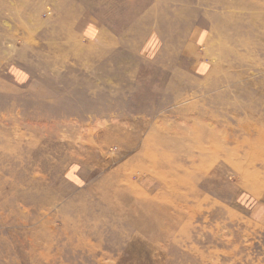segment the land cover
I'll use <instances>...</instances> for the list:
<instances>
[{"label": "rangeland", "instance_id": "rangeland-1", "mask_svg": "<svg viewBox=\"0 0 264 264\" xmlns=\"http://www.w3.org/2000/svg\"><path fill=\"white\" fill-rule=\"evenodd\" d=\"M174 21L182 30L158 27ZM191 26L192 40L173 38ZM84 93L117 106L71 127L26 117L34 101L76 108ZM142 102L159 106L146 122L166 127L186 128L175 110L193 107L216 139L207 163L192 149L188 187L176 177L163 237L141 214L163 177L133 175L119 217L106 179L149 162L96 137L138 124ZM0 264H264V0H0Z\"/></svg>", "mask_w": 264, "mask_h": 264}, {"label": "bare ground", "instance_id": "bare-ground-1", "mask_svg": "<svg viewBox=\"0 0 264 264\" xmlns=\"http://www.w3.org/2000/svg\"><path fill=\"white\" fill-rule=\"evenodd\" d=\"M172 49L179 48V44H172ZM175 93L168 94L167 102H171L175 99ZM84 97L79 101L80 106L74 108H63L50 110L46 108L45 102L34 101L37 107L34 113L27 114V118H38L40 121H48L47 118H52L51 120L57 119L61 121V125H66L67 127H71L74 120L77 122L82 121L86 117H90L91 115L98 114L97 111L108 114L112 107L116 104H112L109 99H105V97L99 98L96 103L91 104V106L86 105L85 101L87 100V95L84 93ZM165 99V98H164ZM109 103V104H107ZM165 100H162L161 104L164 106ZM172 103V102H171ZM78 104V105H79ZM193 104V103H192ZM44 107H42V106ZM138 105V108H137ZM144 105L148 108H151V111L148 109L145 111L144 117L142 120L138 121L139 123L133 125H126L124 122L115 124V127L112 129H108L106 126L103 128L105 131L103 133L98 134V128L100 124V120H97L96 126H86L84 130H87L90 135L96 134V137L102 141V144L99 146L101 149L102 145L109 146L110 144H116L123 152L134 151L133 153H138L140 156L148 161L149 163H144L140 160H137V163L134 162L132 167L127 165H120L115 171L112 173L114 176L112 178L106 179V185H108L110 189V195L113 197L112 200L115 203L116 210L115 213L121 217L124 214H127V206L128 203H124L123 207L120 208L117 206L118 199H124L127 193H130V188L136 186V182L132 180L133 175L136 173L143 174V171L152 172L153 176L160 179L163 177V188L161 190L160 199H154L152 196H146L142 198V206L141 214L143 218L146 220L147 224H151V230L156 233L158 237H163L165 231H169L171 233L172 226L168 225L170 222L165 223L166 219L173 218L172 211L165 207L166 205H173V196L175 200L180 199V192L178 191V187H175V183L177 182L176 177L179 179L177 184L180 182L185 183V186H189L193 179V177L197 176L196 169H199L198 166H192V160H195L196 157L192 156V149H196L198 151V158L202 159V162H208V155L210 154V149L207 145L214 146L216 144V139L212 136L213 129L210 127L211 123L204 122V124H197V122L190 118L193 113L192 109L182 108L175 110V113L181 114L184 119H189L186 128H182L181 126L176 127H166L165 120H156L154 124H148L146 122V118L150 114H156L159 106L154 105L149 102L147 103H139L132 105L131 110L135 111L137 109L144 110ZM117 106V105H116ZM143 112V111H142ZM205 113V112H204ZM103 114H100L102 116ZM124 117V115H123ZM100 118V117H99ZM82 119V120H80ZM84 121V120H83ZM76 122V123H77ZM126 125V126H121ZM186 125V124H185ZM210 125V126H209ZM189 129L191 134L194 132V137L188 139L189 142L185 143L179 140L176 137V134L179 132L182 135L186 134V129ZM126 129H130L126 131ZM79 131V130H78ZM96 142V143H94ZM93 148L98 147L97 141H93ZM105 147V146H104ZM185 153L187 156H185ZM165 155V157L158 158L157 156ZM190 157L189 162L190 165L181 163V157ZM87 160L96 159L93 152H88ZM107 161V160H106ZM99 164V163H98ZM108 163L100 164V168L102 167L105 170V167ZM129 184V185H128ZM169 192H171V197L169 196ZM165 198L167 203L162 205L160 202ZM188 203V202H187ZM133 207L132 201L129 200L128 209ZM134 210V208H132ZM129 213V212H128ZM166 219H165V218ZM116 219V218H115ZM146 232V230L144 231ZM155 243L154 241H152Z\"/></svg>", "mask_w": 264, "mask_h": 264}, {"label": "crops", "instance_id": "crops-1", "mask_svg": "<svg viewBox=\"0 0 264 264\" xmlns=\"http://www.w3.org/2000/svg\"><path fill=\"white\" fill-rule=\"evenodd\" d=\"M158 21H160V19L158 20ZM173 23V25L172 26H168V27H163V24H160V26H158L159 27V29H170V30H172V31H176L177 29H181L182 30V28L183 27H179V26H176V23H175V21L174 22H172ZM189 28V29H188ZM187 29H185V30H183V31H186V33L184 34V35H175V33H174V36H173V38L174 39H176V38H184V39H188V40H192V26L191 27H188ZM190 34H191V36H190ZM184 36V37H183ZM186 37V38H185ZM186 42V41H185ZM185 42H182V43H184L185 44ZM177 43H180V42H177Z\"/></svg>", "mask_w": 264, "mask_h": 264}]
</instances>
